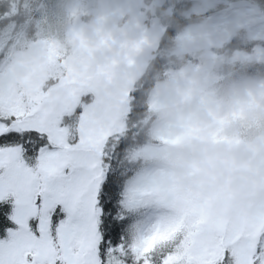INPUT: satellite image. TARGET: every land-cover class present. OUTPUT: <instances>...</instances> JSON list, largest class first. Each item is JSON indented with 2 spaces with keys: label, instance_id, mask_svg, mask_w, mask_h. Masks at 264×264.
Here are the masks:
<instances>
[{
  "label": "snow or ice",
  "instance_id": "6c2138e0",
  "mask_svg": "<svg viewBox=\"0 0 264 264\" xmlns=\"http://www.w3.org/2000/svg\"><path fill=\"white\" fill-rule=\"evenodd\" d=\"M120 110L108 89L38 84L31 56L0 50V264H264V189L205 190L177 158L184 125L146 136Z\"/></svg>",
  "mask_w": 264,
  "mask_h": 264
},
{
  "label": "trees",
  "instance_id": "16d2710c",
  "mask_svg": "<svg viewBox=\"0 0 264 264\" xmlns=\"http://www.w3.org/2000/svg\"><path fill=\"white\" fill-rule=\"evenodd\" d=\"M240 1L245 0H142L136 11L143 28L151 30L157 22L162 34L130 85L120 117L150 136L164 121L173 123L187 112L208 108L197 139L242 151L249 159L246 175L259 177L264 173V36H248L245 29L230 38L231 25L215 21L243 10L225 13ZM132 2L0 0V42L6 39L10 54L40 42L52 46L61 54L65 75L62 60H70L71 66L86 60L75 51L74 28L103 25L99 49L133 21L128 13ZM247 2L257 10L264 5V0ZM207 28L211 33L218 29L222 36L216 45H187L190 32L206 34ZM177 158L198 162L203 188L210 192L211 176L202 156L184 146ZM189 175L187 169H178L181 179Z\"/></svg>",
  "mask_w": 264,
  "mask_h": 264
},
{
  "label": "rangeland",
  "instance_id": "374dc122",
  "mask_svg": "<svg viewBox=\"0 0 264 264\" xmlns=\"http://www.w3.org/2000/svg\"><path fill=\"white\" fill-rule=\"evenodd\" d=\"M141 3L142 0H133L128 9L133 21L119 36L106 42L99 49L96 44L100 39L103 25L94 29L76 26L72 33L75 51L86 60L83 59L74 66H71L70 60H62L61 64L66 69V76L62 75L63 71H60L61 54L56 49L41 42L29 46L25 53L35 62L38 84L56 79H60L63 84L68 76H73L85 87L92 83L97 87L108 89L119 98L120 108L123 107L130 85L139 75L141 67L155 47L157 38L162 34L157 22L153 23L151 30L145 31L143 18L138 17L136 11ZM215 21L225 22L231 25L232 29L236 26L247 25L248 36H264L263 25H254V17L246 9L215 19ZM217 30L211 33V28H207L206 34L194 30L189 33L187 45H216L222 38ZM5 41L0 42V50L6 47ZM13 51L14 49L10 50V52ZM207 112L208 108L203 111L187 112L172 124L184 125L177 127L176 132L183 138V141H186L185 146L194 148L207 164L211 176L210 192L219 187H228L241 194L263 189L264 173L259 177H250L245 173L249 160L248 155L231 148L229 144L214 145L197 139L199 135L195 133L201 131Z\"/></svg>",
  "mask_w": 264,
  "mask_h": 264
},
{
  "label": "water",
  "instance_id": "95a60500",
  "mask_svg": "<svg viewBox=\"0 0 264 264\" xmlns=\"http://www.w3.org/2000/svg\"><path fill=\"white\" fill-rule=\"evenodd\" d=\"M244 4H245V1L235 2V3L231 4L225 10V13H230V12H233L234 10L247 9L246 7H244ZM252 15L254 17V25H256V26L264 25V20H262V18L259 15H255L253 13H252ZM246 27H247V25L236 26L235 28L232 29V31L230 33V37L232 38V37L236 36L238 33L244 31Z\"/></svg>",
  "mask_w": 264,
  "mask_h": 264
}]
</instances>
